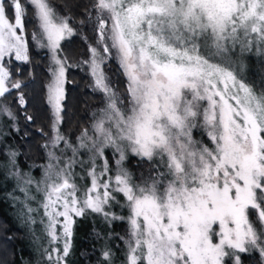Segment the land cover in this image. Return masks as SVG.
<instances>
[{
	"label": "snow or ice",
	"instance_id": "obj_1",
	"mask_svg": "<svg viewBox=\"0 0 264 264\" xmlns=\"http://www.w3.org/2000/svg\"><path fill=\"white\" fill-rule=\"evenodd\" d=\"M29 23L49 58L50 131L38 129L46 163L35 180L9 146L0 167L23 194L13 200L25 224L43 212L38 264H69L75 218L90 214L109 225L126 219L122 264H242L252 252L264 264V75L249 79L245 63L253 51L264 58V0H65L62 9L0 0V117L17 132L21 114L34 121L29 85L12 71L13 61L31 63ZM77 35L86 56L73 64L64 42ZM71 67L86 70L102 97L75 141L60 127ZM129 156L147 165L138 177ZM97 264H115L109 244Z\"/></svg>",
	"mask_w": 264,
	"mask_h": 264
},
{
	"label": "trees",
	"instance_id": "obj_2",
	"mask_svg": "<svg viewBox=\"0 0 264 264\" xmlns=\"http://www.w3.org/2000/svg\"><path fill=\"white\" fill-rule=\"evenodd\" d=\"M51 2L58 9H62L65 0H51ZM79 2L87 4L89 0H79ZM30 14L31 10H29V16ZM82 46L83 43L79 37H73L70 41L64 42V53L70 58V63L77 60ZM30 55L31 63L13 61L12 66L14 79H23L29 85L25 89L28 100L27 108L28 113L34 116V121L26 124L23 114H21L22 119L20 118L17 122L19 132L10 131L8 136L10 146L20 153L17 160L21 166L33 162L43 163L41 145L45 137L38 129H43L47 133L50 125L49 110L45 103V85L48 80L45 56L33 49L32 45ZM246 55H250L255 59L257 65L261 64L264 67V58L258 56L254 51ZM111 67L114 70L116 65L112 63ZM16 68L20 69L19 73L16 72ZM250 76H254V74L250 73ZM66 79L65 100L63 101L65 110L62 113L64 119L61 129L69 135L79 134L89 125L88 110L96 100V95L87 88L85 76L76 67L68 69ZM13 99L14 96L8 97L9 101ZM11 106L15 109L17 105L13 103ZM25 131L28 132V136H24ZM195 135L197 139L201 138L199 131ZM203 138L207 140V137ZM0 149H3L1 143ZM1 158L2 156H0ZM38 165H35L33 169L35 170ZM125 166L137 177L147 167V165L138 166L137 158L132 156H129ZM13 196L23 199V194L18 192L13 184L7 181L4 185H0V264H38L41 258L37 249L42 244L46 245V238L37 239L43 236V232L39 231L38 224L29 228V225L21 222L24 221L20 216L22 206L18 201L13 200ZM119 199L122 204L123 198L119 197ZM112 210L117 215L124 217L128 215L127 208H121L119 204L114 205ZM127 228L128 224L125 219L113 221L111 225L104 221L103 225L97 223L85 231H79L77 237L73 236V250L72 255L68 258L69 264H97L103 242L109 244L115 252V264H122L125 242L120 237L126 236ZM96 233L105 234V241L103 239L100 241ZM258 261V253L242 255V264H258Z\"/></svg>",
	"mask_w": 264,
	"mask_h": 264
},
{
	"label": "rangeland",
	"instance_id": "obj_3",
	"mask_svg": "<svg viewBox=\"0 0 264 264\" xmlns=\"http://www.w3.org/2000/svg\"><path fill=\"white\" fill-rule=\"evenodd\" d=\"M30 16H31V14H30ZM33 26H34L33 23H29L28 24V33H29L28 39H29V42L32 45L33 49L38 50L39 52L43 53V55L45 56V61H46V65H47V72H48L49 58H48L47 49L37 48L35 46L34 42L31 41V32L33 30ZM88 34L89 35L91 34L90 33V30H89V33ZM76 37H79L80 38L79 35H77ZM80 41L83 43V41L81 40V38H80ZM85 56H86V45L83 43V46H82V48L79 51V55L77 57V60H75V62H72V63L73 64L78 63ZM113 63L115 64V62H113ZM245 63L248 65V69L246 70V75H248L249 79L255 78L257 80V82H258L260 76L264 75V72H263L264 67L261 64H258L257 65V62L255 61V59H253L250 55H246L245 56ZM76 68L79 69V71L85 76L87 88L90 91H92V93H94V95H96V100L93 102V104H91V106L89 107V110H88V112L90 114V120H89L88 127H90V125L92 123V114H93V112L97 111V109L102 106V97L98 93H95L89 87V85L91 83V79H90L89 75L87 74L86 70H82V68H80V67H76ZM250 73L251 74H254V76H250ZM49 78H50V74L48 72V80H49ZM48 80H47L46 84L48 83ZM16 105H17L16 108L15 109L13 108V110H16L18 108V104H16ZM48 110H49V108H48ZM49 119L51 121L50 110H49ZM6 121H7V118L6 117H0V132L6 133V135L0 136V143L2 144L3 148H7V147H9L11 145V143H9V141H8V136L10 135V131H14L15 130L11 126L10 123H8L7 126H5V122ZM49 131H50V125H49V128H48V132ZM61 131H62V133H64L67 137H69L73 141H75L76 137L80 134L79 133V134L69 135V134L65 133L62 129H61ZM44 142H45V138H44L43 143ZM10 147H12V146H10ZM12 148H14V147H12ZM107 152H108V157H110L109 159L111 160V150H107ZM42 154H43V163H35V162H33V163H27V164L24 163L25 165H23V166H21L19 164L20 167H21V169L24 172H29L31 174V176L35 180L41 179L42 172H43V166L46 163V156H45V152H44L43 149H42ZM84 158L86 159V157H84ZM2 162H3V157L0 159V164H2ZM37 164H39V165L34 170L33 167H35V165H37ZM75 170H76L77 173H80V175L86 177V173L79 166H77V168ZM7 181L10 184H13L16 187V181L14 179H11V178H6L5 170L2 167H0V185H4L5 182H7ZM78 183L87 184V183H89V181L87 179H84V180H79L78 179ZM32 190H33V194H35L38 197V199L41 198L39 193H35V186L34 185H33ZM32 207L36 208L37 207V203L36 202H32ZM42 215H43V212L41 210L40 213H39V215L36 216L37 223L36 224H33V225H29V228H32V227H34V225H37L38 224L40 226V230L39 231H42V227L43 226L39 223L40 216H42ZM75 220H76V223L74 225V228H75L74 229V236L75 237H77L79 235V231H82V230L85 231L88 228H90V226L95 225L97 223L99 225H103V223H104L103 218L100 217V216H97L95 214H90V215H87L85 217H77V218H75ZM21 222H24V221H21ZM76 232H78V233H76ZM101 236L104 237L103 238V241H105V234H101ZM101 240L102 239H100V241ZM103 244H104V242L101 243V246H103Z\"/></svg>",
	"mask_w": 264,
	"mask_h": 264
}]
</instances>
